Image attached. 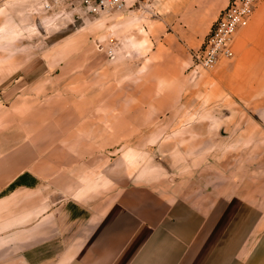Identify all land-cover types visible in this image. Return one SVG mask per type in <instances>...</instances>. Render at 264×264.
I'll list each match as a JSON object with an SVG mask.
<instances>
[{
    "label": "crops",
    "instance_id": "obj_1",
    "mask_svg": "<svg viewBox=\"0 0 264 264\" xmlns=\"http://www.w3.org/2000/svg\"><path fill=\"white\" fill-rule=\"evenodd\" d=\"M21 1L0 0V264H264V0L211 72L191 52L229 0H126L113 15L125 53L78 87L52 86L21 49ZM170 111L174 125L219 131L196 136L220 160L194 170L203 187L102 192L86 179L116 173V157L102 171V154Z\"/></svg>",
    "mask_w": 264,
    "mask_h": 264
},
{
    "label": "rangeland",
    "instance_id": "obj_2",
    "mask_svg": "<svg viewBox=\"0 0 264 264\" xmlns=\"http://www.w3.org/2000/svg\"><path fill=\"white\" fill-rule=\"evenodd\" d=\"M21 2L24 9L33 6L35 10L23 12L22 9V13L14 22L16 30L18 29L16 36L23 42L22 50L25 46L31 53L36 52L38 60L42 59V63L37 62V69L52 72V86L91 85L93 73L106 59L113 58L118 51L125 53L126 48L123 43L125 27L121 22L122 15L93 16L65 4L55 6L51 12L44 13L34 5L33 0ZM27 44L29 47L26 46ZM28 51L26 49V55ZM192 53L193 51L191 64L195 66ZM218 66L219 62L212 69L203 70L211 72ZM78 70L84 71L89 76L84 80V84L82 79L78 78ZM164 117V125L145 127L141 133L133 131V136L128 138V141H118L115 145H111L109 149L111 159L107 158L109 154L105 153L106 158L102 154L99 160L102 171L116 157V173H112L111 169L108 174V169H104L106 171L100 175L86 176V179L99 182L102 192H107L109 189L119 192L128 183H150L172 189L171 184L179 180L184 189H187L190 183L197 187L202 184L203 187L204 183L200 179L203 176L195 175L194 170H205L206 162H209L210 167L212 166L210 163L220 160L205 159L204 155L208 154L205 151L210 148L208 149V146L206 148L207 144L195 143L196 136L198 138L212 136L217 141L219 131L215 129L212 134V128L209 127L205 129L174 125L176 121H173L175 118L172 111L167 112ZM177 118L188 119V112H183ZM141 134L147 136L143 141H139L136 137ZM247 145L245 144L246 147ZM102 147V153L108 150L107 143H103ZM195 147L198 150H195ZM252 147L251 144L246 150H251ZM196 151L197 154H202L203 158L196 159ZM229 161L241 162V160ZM250 161L252 160H245V162Z\"/></svg>",
    "mask_w": 264,
    "mask_h": 264
},
{
    "label": "built area",
    "instance_id": "obj_3",
    "mask_svg": "<svg viewBox=\"0 0 264 264\" xmlns=\"http://www.w3.org/2000/svg\"><path fill=\"white\" fill-rule=\"evenodd\" d=\"M42 12H51L55 6L65 4L93 16L121 14L126 0H34ZM260 0H229L213 22L201 47L193 51L195 66L209 70L221 59L233 56L232 44L237 31L250 21L254 7Z\"/></svg>",
    "mask_w": 264,
    "mask_h": 264
}]
</instances>
